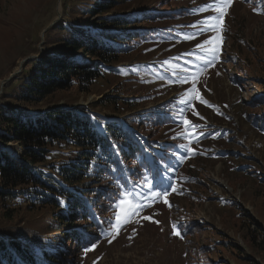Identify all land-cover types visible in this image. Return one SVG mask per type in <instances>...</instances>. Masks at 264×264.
<instances>
[{
	"label": "rangeland",
	"instance_id": "374dc122",
	"mask_svg": "<svg viewBox=\"0 0 264 264\" xmlns=\"http://www.w3.org/2000/svg\"><path fill=\"white\" fill-rule=\"evenodd\" d=\"M263 1H234L224 34L217 35L225 40L223 51L214 59V19H209L214 14L208 7L213 0H130L115 6L109 15L138 17L157 7L172 13L151 20L161 37L133 42L117 61L100 67L88 90H58L26 102L19 96L35 60L47 51L68 55L66 26L98 29L102 0H0V109L39 114L83 105L101 125L105 120L128 126L168 101L166 110L175 115L154 129L157 140L172 148L165 160L169 172L162 174L175 191L166 187L157 199L147 196L145 182L135 184L138 194L124 193L101 237L80 246L75 264H264V128L250 116L261 112L254 101L264 96ZM204 28L211 30L201 33ZM199 68L205 70L196 78ZM96 126L106 134L107 128ZM0 146L16 159L25 149L20 140L0 139ZM83 150L75 142L50 146L36 164L42 183L25 184L18 196L0 200V234L14 235L46 264L42 250L67 246L70 235L58 236L74 228L62 223L70 205L87 188L99 186L95 166L105 161L98 157L95 163ZM86 159L93 161L91 171L80 181L59 174L61 165ZM52 196L62 197L65 206ZM132 209L137 211L130 216ZM179 224L186 239L175 234Z\"/></svg>",
	"mask_w": 264,
	"mask_h": 264
},
{
	"label": "trees",
	"instance_id": "16d2710c",
	"mask_svg": "<svg viewBox=\"0 0 264 264\" xmlns=\"http://www.w3.org/2000/svg\"><path fill=\"white\" fill-rule=\"evenodd\" d=\"M127 1L130 0H102L100 8L96 10L99 13L96 17L98 29L89 26H66L70 31H67L69 36H65L63 45L68 55L47 51L41 58H37L34 72L28 75V84L24 85L19 97L26 102H33L43 100L58 90H70L74 87L81 91L88 90L101 75L100 67L117 61L121 53L133 47V42L161 37L162 34L153 26L151 20L171 15L172 12L157 7L156 11H143L138 17L132 13H107L115 6L124 7ZM26 72L27 70L24 73ZM169 103L171 102L167 101L152 108L141 118L135 117L131 120L138 128L143 125L140 130L150 135L148 147L154 142V129L162 123L174 120L175 115L166 110V107H170L167 106ZM175 103L178 104L177 101ZM254 103L261 105L262 110L250 113V116L258 126L264 128V96ZM86 111L83 105L74 108L59 107L39 114L0 109V125L5 126V129L1 128L4 130H0V139L4 143L20 140L25 147L22 158L16 159L0 146L1 201L6 197L18 196L25 191L20 188L25 184L42 183L39 175L41 170L36 164L45 160L50 146L75 142L84 148L82 156L95 158V163L98 157L100 161H105V165L95 166L98 171L95 172L96 176L100 177L96 180L99 186L87 188L85 196H78L70 205L69 213L62 218L64 225L70 224L74 227L65 229L67 231H64V236H58L65 239L70 235L67 246L63 244L56 250H42L50 264H75L73 259H77L80 246L93 243L101 237V227L109 223V215L115 209L110 205L116 202L114 197L118 199L117 193L135 190V184L146 182L147 176L155 172V167L150 166L145 159L141 144L133 133L117 121H106L104 124L107 135L104 136ZM113 143L117 145L116 149L113 148ZM170 147L164 150L163 155L157 156V164L164 162L172 149ZM92 162L87 159L72 162L71 165H61L58 171L68 181H80L86 170L92 166ZM51 200L58 203L53 196ZM261 247L264 254V243ZM0 264L46 263L30 253L28 247L14 235L4 237L0 234ZM190 264H199V261L195 260ZM204 264L213 263L208 261Z\"/></svg>",
	"mask_w": 264,
	"mask_h": 264
},
{
	"label": "snow or ice",
	"instance_id": "6c2138e0",
	"mask_svg": "<svg viewBox=\"0 0 264 264\" xmlns=\"http://www.w3.org/2000/svg\"><path fill=\"white\" fill-rule=\"evenodd\" d=\"M216 2H217V0H213V4L208 5V7H213V5H214ZM231 2H232V0H224V3H226V4H231ZM214 18H215V17H210L209 19H214ZM210 30H211V28H204V29H201V33H203V32H207V31H210ZM209 39H212V37H209ZM208 42H209L208 40H205L203 43L207 44ZM198 47H199V45H198ZM210 52L212 53V57H213V59H214V58H215V50H210ZM210 64H212V60H211V59L205 61V66H206V67H207L208 65H210ZM193 90H194V89H193ZM189 103H190V102H189ZM90 118L93 119V120H95V117H94V116H93V117H90ZM96 124H97L98 126H100L101 128H103V125H101L99 121H96ZM189 126H192V125L190 124ZM199 135H200V136H203L204 133H200ZM109 139H110V143H111V142H112V141H111V137H110ZM113 148H114V149L117 148V145H116L115 143H113ZM89 171H91V169H90ZM153 187H155V185H153ZM169 187L171 188L172 191H175V188H173L171 185H169ZM68 190H71V189H68ZM119 195H120V194L117 193V196H119ZM133 195H135L134 192H133ZM57 199H58V201L60 202L61 206H65V200H64L62 197H57ZM114 200H115L116 202L113 203L112 205H110V207H117L118 204H119L120 202H122V201L116 199L115 197H114ZM143 206H144V205H142L141 207H143ZM136 211H137V209H132V210L129 212V215H130V216H131V215H135ZM149 219H150V218H149ZM157 223H159V222L157 221ZM175 234H176V235H181V233H180L179 231H177ZM109 242H110V241H109Z\"/></svg>",
	"mask_w": 264,
	"mask_h": 264
},
{
	"label": "bare ground",
	"instance_id": "6f19581e",
	"mask_svg": "<svg viewBox=\"0 0 264 264\" xmlns=\"http://www.w3.org/2000/svg\"><path fill=\"white\" fill-rule=\"evenodd\" d=\"M60 10V9H59ZM59 13H61V12H59Z\"/></svg>",
	"mask_w": 264,
	"mask_h": 264
}]
</instances>
